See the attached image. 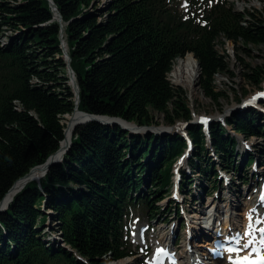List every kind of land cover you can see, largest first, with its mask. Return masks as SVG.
<instances>
[{"label": "trees", "instance_id": "16d2710c", "mask_svg": "<svg viewBox=\"0 0 264 264\" xmlns=\"http://www.w3.org/2000/svg\"><path fill=\"white\" fill-rule=\"evenodd\" d=\"M52 1L62 23L48 0H0V203L19 180L59 151L63 121L76 110L62 29L80 90L79 110L140 127L155 124L152 111L171 126L192 120L185 91L168 80L177 59L193 54L199 88L218 102L226 95L216 90L215 76H234L215 49L218 35L242 38L247 47L238 50L245 54L252 53L250 45H264V15L243 28L241 15L208 0H193L187 19L173 0ZM238 59L245 81L260 88L263 68ZM261 116L256 110L236 112L228 125L247 138L264 137ZM188 133L193 171L211 183L207 193L213 194L220 174L214 161L200 164L209 153L203 128L190 125ZM211 142L229 170L236 141L222 124H213ZM187 148L180 134L131 135L97 122L78 126L71 149L41 186L28 183L0 214V264H110L134 256L125 238L129 212L141 210L149 222L158 218L160 203L172 196L173 167ZM148 157L151 163L145 164ZM249 160L246 168L255 159ZM246 171L242 183L249 182ZM191 183L186 175L185 195ZM146 185L147 193L141 192ZM49 220L57 225L51 232L59 233L62 245L46 243Z\"/></svg>", "mask_w": 264, "mask_h": 264}, {"label": "rangeland", "instance_id": "374dc122", "mask_svg": "<svg viewBox=\"0 0 264 264\" xmlns=\"http://www.w3.org/2000/svg\"><path fill=\"white\" fill-rule=\"evenodd\" d=\"M177 1H179L178 4V10L181 14H185V10L182 8V1L184 0H173V4L176 5ZM247 2H252L247 4L248 6H252L253 4L260 6L261 8L264 6V3H262V0H247ZM241 4H244V1L241 0ZM261 4V5H260ZM253 52L250 54H245L244 52H240L239 54L236 52V57L241 56V58L252 68L254 66L262 67L264 70V49L261 51V57H258L257 52L254 48ZM182 59H178L174 65V68L176 64ZM236 62V61H235ZM242 65L241 68L238 70V68H235V73L233 72L234 76H232L229 73L220 74L215 79V86L217 91H221L225 93V97H221L218 102H214L212 99L206 97L202 90L198 86L197 82V89L196 94L192 95L188 90H186L182 86H177L174 84L172 74L169 75V81L174 87L182 88L186 95L189 107L191 109L192 113V120L190 122H185L184 120L178 121L175 125L171 126L166 124L164 116L158 112L152 111V116L154 117L155 124L151 126H143L144 130L140 132L143 136L146 134L156 135V136H163V135H170V134H181L183 136L188 135V130L190 128L189 125H198V122L202 118H208V120H213L215 122L213 123H228V120L231 119L232 115L238 111V107L243 105L245 100L250 97H254L252 95H258V92L263 90L264 83L262 84V89L257 87L250 86L244 79L243 75L246 73L244 69V65ZM241 71V72H239ZM200 77V75H199ZM199 81V78H198ZM249 89V90H248ZM250 92V93H249ZM255 95V96H256ZM261 114L264 117V108L262 109ZM66 119L65 117L63 124L66 125ZM187 123V124H186ZM137 125V124H136ZM258 125L262 126L264 128V118L259 120ZM140 127V126H139ZM200 127V126H199ZM228 132L231 135V137L236 141V148L234 153V161L235 164L228 170H224L222 167V164L220 163V160L213 156L212 154V142L209 141L207 138V135L204 133V136L206 138V142L209 141V153L206 155L204 162H201V166L204 167L207 164H212L213 161L217 163L216 170L219 171L222 174V179L220 177L219 182V190L214 191L213 194L207 193L210 190V187H212L211 183L206 182L205 179L202 178V176L198 173V171L190 172L191 168V161L194 154V148H187L185 154L190 152V155L188 157V165L187 167H179V164L182 160L186 158L185 154L177 160V163L173 167V173L175 174V184L179 183L180 180V186H183L184 183V177L187 175L188 177L192 178L191 185L187 186V189L191 191V196H180L179 200L176 202L174 200L173 195L169 198H167L165 201L160 203V206L163 207L161 212L158 213V218L153 223L149 222V219L146 218L144 213L141 210L138 209H132L131 215H129L127 219V228H128V237L129 242L132 244V249L135 250L136 256L131 258L134 261V264H153V262L156 259V250L159 249L158 242V233H166L170 234V232L173 231V234L168 237V239H171V244L173 245L176 241V244L174 246L175 249L179 250V254L184 255L186 244L190 241V230H191V222L187 218L189 214L195 213L197 211H200V209H206L211 205L216 206L217 204H220L223 206L222 210L226 208V205H228L230 201L231 194H236V201H238L239 207L237 209L231 210L230 216L233 215V217H236L235 214H243L248 209L253 208L256 214H260L264 216V202H260V196H264V137H253L251 139L246 138L244 135H237L234 130H232L230 127L228 128ZM130 133V132H129ZM134 135V134H131ZM211 139V138H210ZM241 142L246 145L247 149H249V156L248 158H243L240 160L241 153L239 151V148L237 149V144ZM252 144V145H249ZM256 154V155H255ZM209 156V157H208ZM256 158V162L253 165H249L248 168H246L247 163L250 158ZM209 158H212L210 160ZM186 160V161H187ZM248 160V161H246ZM151 163L150 158H146L144 160L145 164ZM241 162V163H240ZM238 166V168H237ZM263 166V167H261ZM239 170V171H238ZM247 170L248 176L253 177L254 179L249 180L248 183H242L241 178L243 175V172ZM246 171V172H247ZM226 179V180H225ZM229 184H232L231 187ZM195 186H198V193L199 195H196L197 190H195ZM147 188L149 186H144L141 190V192L147 193ZM137 193L135 196H138L141 194ZM263 200V199H262ZM202 206V207H201ZM176 209V210H175ZM45 210V209H44ZM207 210V209H206ZM209 211V210H208ZM206 211V212H208ZM233 212V213H232ZM226 214V212H225ZM221 216L220 223H222L221 227H223L226 215ZM245 218L243 216H240L238 218V222L235 221L237 226H241ZM50 221V222H49ZM46 225L45 233H52L51 230H58L57 225L52 223L51 220H49ZM146 228L144 234L141 233V229ZM211 230L215 231L216 227L213 229L210 227ZM58 232V231H57ZM48 241H51L52 244H58L62 245L61 238L59 237V233H54L53 237L47 238L46 243L49 244ZM58 243V244H57ZM122 261V260H121ZM121 261L112 262L110 264H118Z\"/></svg>", "mask_w": 264, "mask_h": 264}, {"label": "bare ground", "instance_id": "6f19581e", "mask_svg": "<svg viewBox=\"0 0 264 264\" xmlns=\"http://www.w3.org/2000/svg\"><path fill=\"white\" fill-rule=\"evenodd\" d=\"M243 1H244V4H241V0H228V6L233 8L235 11L244 13L245 17H244V20L242 22V25L244 27H249L252 23H257L256 22L257 18H261L260 15L264 13V6L261 8L260 6L253 4L250 7L247 4L252 3V2H247V0H243ZM262 1H263L262 3H264V0H262ZM236 47L246 48L247 46L245 45L243 39H241V38L239 39L237 46H236L233 41L228 40L225 37V35H223V34L220 35L217 38V40L215 41L216 51L218 52V54L220 56H222L226 59V61L228 62L229 66H230V70L233 71L234 73H235V68H238V66H239L238 70L240 68H241V70H243L241 62L236 57V52H235ZM252 48H254L256 51H258L257 55H258V57H261V51H263L264 45H262L258 48L250 45L248 49H250L253 52ZM236 64H238V66H236ZM239 72H241V71H239ZM171 74H172V78H173L175 85L184 87L192 95L196 94L197 82H198V78H199V74H200V68H199L197 60L194 58L193 55L189 54L185 58L180 60L176 64V66L173 69ZM218 75H220V74H217L215 76V79ZM235 75H236V73H235ZM168 79H169V77H168ZM260 115H262V114L260 113ZM83 121H85L84 116L81 114H78V113L75 116H67L66 128H65V139L62 143V146H63L62 151H60V153L58 155H61V153L66 149V147L69 145L70 141L72 140L75 125L80 123V122H83ZM107 121H109V120H107ZM123 126L125 128H127L128 130H132V131H136L138 129L133 124H123ZM164 136H166V135H164ZM254 137L256 138L257 136H254ZM249 145H252V144H249ZM206 147L208 150L209 146L206 145ZM238 148H239V151L241 153L240 160H242L243 158H248L250 152H249V149H247L246 145L239 142L237 144V149ZM209 151L210 150H208V152ZM185 152H186V150L184 151L183 155L185 154ZM212 154L214 157H216L218 159L215 151L212 150ZM189 155H190V152L189 153L187 152L185 154L186 158L180 162L179 167H181V166L187 167V165H188L187 159H188ZM183 167H181V168H183ZM190 170H193V164L192 163H191ZM44 171L45 170L43 168H39V169L35 170L34 173L32 174L33 177L35 178V182L39 183L40 186H41V180L44 178L43 177ZM27 184H28V181H26V180H22L20 182H17L15 184L14 188L11 189L8 192V194L6 195V197L4 198L3 205L1 207L2 208L7 207V205L12 202V199H14V197ZM231 185L232 184H229L230 187H231ZM198 189H199V187L195 186V190H197L196 195H199ZM235 196H236L235 192H234V194H231L230 201H229L228 205H226V208L223 210H222L223 206H221L220 204H217L216 206H214V205L209 206L208 208H206L207 210L206 209H203V210L200 209V211L189 214V216H187V218L191 222V230L190 231L192 233L195 232L196 234L195 235L192 234L193 238L190 239V241L186 244L184 256L188 257L189 259L193 258L195 260V259L199 258V256H205L206 255L205 251H206L207 247L209 246V244L206 242L202 243V242H197V241H198L199 232L201 230L202 231L205 230V227L206 226L208 227L211 224H213V225L215 224V227H216L215 234H217V233H228L229 231L231 232L233 230H238V227L236 226L235 221L238 222V218L240 216H243L245 218L244 225H243V234H247L248 231L252 232V230L254 229V225L252 223H254L257 220V218H252V215L255 213L253 208L248 209L243 214H235L236 217H233V215L230 216L229 212L233 209H237L240 205V204L238 205V201H236ZM259 200L261 203L264 202V196L261 195ZM206 211H208V212H206ZM225 212H226V214H225ZM224 214L226 215V218H225V222H224L223 229H222L221 228L222 223L219 222L220 221L219 218L221 216H223ZM255 217H257V216H255ZM251 218L254 219L252 222H250ZM173 231L174 230L172 229L170 234L158 233L159 238H158L157 243L160 246L168 247L170 245L168 237H170L173 234ZM52 235L54 236V232L51 233L50 237H52ZM222 236L223 235L221 234V237ZM226 260H228V259H226ZM133 261L134 260L130 258V259L123 260V261L119 262L118 264H134ZM215 264H226V263L223 261H219L218 263H215Z\"/></svg>", "mask_w": 264, "mask_h": 264}, {"label": "water", "instance_id": "95a60500", "mask_svg": "<svg viewBox=\"0 0 264 264\" xmlns=\"http://www.w3.org/2000/svg\"><path fill=\"white\" fill-rule=\"evenodd\" d=\"M49 4H50V7L52 8L53 10V13H54V18L56 20H58L60 23H62V16L57 8V6L54 4V2L52 0H48ZM64 28V27H63ZM61 35H62V38L64 36V30L62 29V32H61ZM63 46H62V49H63V52H64V59L66 60L67 62V65H68V74H69V78H70V85L73 87L74 89V92L76 94V110L74 112V114L72 116H75L77 113L78 114H81L84 116L85 118V121L83 122H80L78 124L75 125V128H74V131L75 129L80 126V125H84L86 123H89V122H97V123H100L102 125H108V126H119L121 127L123 130L125 131H128L130 132V134H138L140 132H142V130H144L143 127H139L138 125L134 124V123H128L126 121H124L123 119H120V118H111V117H107V116H95V115H90V114H87V113H84V112H81L79 110V104H80V90H79V86L77 84V80H76V76H75V73L73 71V69L71 68V62H72V59L70 57V55L68 54V49H67V46H66V42L63 40ZM199 65V64H198ZM200 68V67H199ZM200 75V74H199ZM109 120V121H107ZM123 124H133L135 125V127H137L138 129L136 131H132V130H128L127 128H125L123 126ZM63 143V142H62ZM62 143H61V146H60V149L59 151L54 154L53 156H51L49 158V160L47 161L46 164L42 165V166H39V167H36L35 169H33L26 177L22 178L21 180H19L18 182L22 181V180H26L29 182H32V181H35V178L33 177V173L35 170L39 169V168H43L45 171H44V175L43 177L47 174V172L49 171V169L56 165V164H59L63 161V158L65 156V154L68 153V151L71 149L72 147V140L70 141L69 145L66 147V149L61 153V155H58L60 153V151H62ZM15 186V185H14ZM13 186V188H14ZM12 188V189H13ZM13 201V199H12ZM10 204V203H9ZM9 204L7 205V207H4L2 208L1 206L3 205V201L0 203V214L5 212L9 206Z\"/></svg>", "mask_w": 264, "mask_h": 264}, {"label": "snow or ice", "instance_id": "6c2138e0", "mask_svg": "<svg viewBox=\"0 0 264 264\" xmlns=\"http://www.w3.org/2000/svg\"><path fill=\"white\" fill-rule=\"evenodd\" d=\"M261 95L264 96V94ZM232 264H264V260H262L261 262H256L249 260L248 257H243L238 261H233Z\"/></svg>", "mask_w": 264, "mask_h": 264}]
</instances>
